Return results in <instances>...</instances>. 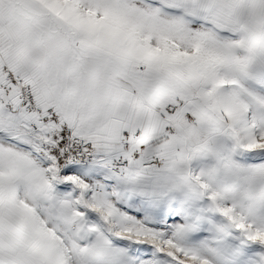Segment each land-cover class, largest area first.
Listing matches in <instances>:
<instances>
[{"label":"snow or ice","instance_id":"obj_1","mask_svg":"<svg viewBox=\"0 0 264 264\" xmlns=\"http://www.w3.org/2000/svg\"><path fill=\"white\" fill-rule=\"evenodd\" d=\"M0 264H264V0H0Z\"/></svg>","mask_w":264,"mask_h":264}]
</instances>
